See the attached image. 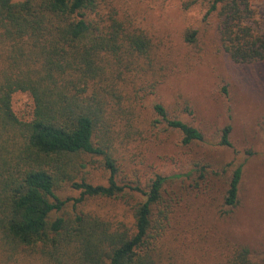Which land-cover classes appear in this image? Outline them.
I'll use <instances>...</instances> for the list:
<instances>
[{
  "label": "trees",
  "instance_id": "16d2710c",
  "mask_svg": "<svg viewBox=\"0 0 264 264\" xmlns=\"http://www.w3.org/2000/svg\"><path fill=\"white\" fill-rule=\"evenodd\" d=\"M252 1H202L208 6L206 20L217 17L220 47L235 63L264 61V30L256 27ZM185 39L197 45L198 31L187 30ZM155 46L117 9L104 11L102 0H0L3 264L31 256L45 264H160L164 252L158 237L168 215L161 209L163 218L157 219L154 209L163 202L164 184L176 178L197 181L198 174L202 179L207 166L195 163L187 172L157 174L149 189L119 180L118 144L144 141L147 131L125 91L130 88L136 98L142 89L155 93L169 80L165 65L157 64ZM19 91L33 98L29 120L14 111L13 95ZM152 111L150 130L175 131L184 145L206 140L200 127L163 98L152 103ZM231 133L228 124L219 144L232 147ZM97 157L109 172L106 184L87 177ZM231 165L220 173L227 181L224 214L241 202L243 166ZM65 186L81 193L75 208L87 198L122 199L132 218L82 209L52 218L66 205L57 193ZM224 264H252L250 249L236 247Z\"/></svg>",
  "mask_w": 264,
  "mask_h": 264
},
{
  "label": "rangeland",
  "instance_id": "374dc122",
  "mask_svg": "<svg viewBox=\"0 0 264 264\" xmlns=\"http://www.w3.org/2000/svg\"><path fill=\"white\" fill-rule=\"evenodd\" d=\"M202 1L102 0L104 11L117 9L152 37L157 64L165 65L163 72L170 73L168 82L155 93L146 88L135 98L130 88L125 91L126 96L135 98L129 100L134 101L133 108L147 131L144 141L118 144L119 180L149 189L157 174L187 172L195 163L207 166L202 179L198 174L197 181L176 178L164 184L163 202L154 209L157 219L163 218L161 209L168 215L158 237L164 252L160 264H224L226 254L238 246L250 249L252 264H264V61L233 62L220 47L217 17L206 20L208 6ZM252 4L257 12L256 27L264 30V0H253ZM189 29L198 31L197 45L186 41ZM159 97L200 127L206 140L184 145L175 131L150 130L148 122L155 117L152 103ZM12 102L20 118H32L34 102L29 93L16 92ZM228 124L232 126V147L219 144ZM96 159L88 166L87 177L106 184L109 172L102 158ZM227 163L242 165L244 170L241 202L230 214L223 213L227 181L220 174ZM57 193L67 202L52 218L75 209L107 218H132L122 199L87 198L75 208L79 190L65 186ZM7 264L45 263L31 256Z\"/></svg>",
  "mask_w": 264,
  "mask_h": 264
}]
</instances>
